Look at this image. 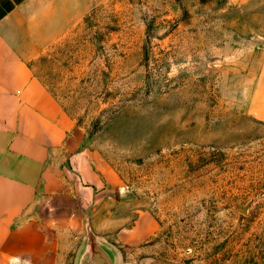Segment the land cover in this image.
Here are the masks:
<instances>
[{
    "label": "rangeland",
    "instance_id": "obj_1",
    "mask_svg": "<svg viewBox=\"0 0 264 264\" xmlns=\"http://www.w3.org/2000/svg\"><path fill=\"white\" fill-rule=\"evenodd\" d=\"M34 64L69 124L57 264L89 228L117 264H264V0H103Z\"/></svg>",
    "mask_w": 264,
    "mask_h": 264
},
{
    "label": "crops",
    "instance_id": "obj_2",
    "mask_svg": "<svg viewBox=\"0 0 264 264\" xmlns=\"http://www.w3.org/2000/svg\"><path fill=\"white\" fill-rule=\"evenodd\" d=\"M102 1L0 0V264H57L37 210L63 192L69 124L34 62Z\"/></svg>",
    "mask_w": 264,
    "mask_h": 264
},
{
    "label": "water",
    "instance_id": "obj_3",
    "mask_svg": "<svg viewBox=\"0 0 264 264\" xmlns=\"http://www.w3.org/2000/svg\"><path fill=\"white\" fill-rule=\"evenodd\" d=\"M81 264H117L112 249L94 232L88 229L87 249Z\"/></svg>",
    "mask_w": 264,
    "mask_h": 264
}]
</instances>
